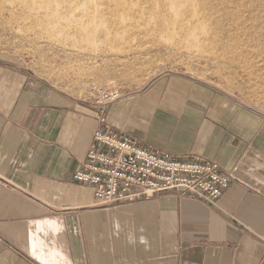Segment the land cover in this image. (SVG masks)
I'll use <instances>...</instances> for the list:
<instances>
[{"label": "crops", "instance_id": "crops-1", "mask_svg": "<svg viewBox=\"0 0 264 264\" xmlns=\"http://www.w3.org/2000/svg\"><path fill=\"white\" fill-rule=\"evenodd\" d=\"M110 129L177 158L215 160V202L175 190L97 204L75 183L89 104L0 77V264H264V117L210 86L163 77L108 110Z\"/></svg>", "mask_w": 264, "mask_h": 264}, {"label": "rangeland", "instance_id": "rangeland-1", "mask_svg": "<svg viewBox=\"0 0 264 264\" xmlns=\"http://www.w3.org/2000/svg\"><path fill=\"white\" fill-rule=\"evenodd\" d=\"M78 1L58 0L47 17L52 0H0V77H32L81 101L91 85L123 97L187 77L264 117V0H201L197 9L182 0L178 17L167 0Z\"/></svg>", "mask_w": 264, "mask_h": 264}, {"label": "built area", "instance_id": "built-area-1", "mask_svg": "<svg viewBox=\"0 0 264 264\" xmlns=\"http://www.w3.org/2000/svg\"><path fill=\"white\" fill-rule=\"evenodd\" d=\"M120 98L111 85H91L86 90L83 101L94 110L96 127L73 181L90 187L97 204L149 198L167 190L207 202L218 200L230 184V175L215 160L177 158L110 129L108 110Z\"/></svg>", "mask_w": 264, "mask_h": 264}, {"label": "bare ground", "instance_id": "bare-ground-1", "mask_svg": "<svg viewBox=\"0 0 264 264\" xmlns=\"http://www.w3.org/2000/svg\"><path fill=\"white\" fill-rule=\"evenodd\" d=\"M23 1H24V0H23ZM79 1H81V0H79ZM79 1H78V3H79ZM92 1H94V0H83V1L81 2L80 6H78V4H77V6L81 9V7H86L87 3H88V2H92ZM165 1H166V0H165ZM167 1H168L169 3L166 2V3H167V4H166L164 1H163V3H165L166 5H168V7H169V9H170V10L168 9V11H169V14H168V15H170L171 12H173V14H176V13H177V10H178L180 7H181V9H182V11H183V6H184V5H182V4H183V1H182V0L180 1V2H182V3H181L182 6H180V3H179V4L177 3V2H179L178 0H167ZM188 1H191V0H188ZM194 1H195V4H194L195 7H194V5L192 4L193 8H196V4H198L197 7H198V6L200 7L201 4H199V3H197V2H199V1H201V0H194ZM12 2H13V0H12ZM29 2H30V1H29ZM185 2H187V0H186ZM185 2H184V3H185ZM192 2H193V1H192ZM192 2H191V3H192ZM14 3H15V2H14ZM49 3H50V1H49ZM92 3H94V2H92ZM188 3H190V2H188ZM193 3H194V2H193ZM11 4H12V3H11ZM96 4H98V3L96 2ZM96 4L94 3V5H96ZM126 4H127V2H126ZM185 4L187 5V3H185ZM58 5H59L58 0H52V7H51V8L48 10V12L46 13L48 16H47L46 14H45V16L49 17L50 15H51V16L56 15V14L58 13ZM92 5H93V4H92ZM117 5H118V4H117ZM188 5H189V4H188ZM48 6H50V4L47 5V7H48ZM190 6H191V5H190ZM190 6H186V7H190ZM156 7H157V6H156ZM166 7H167V6H166ZM178 7H179V8H178ZM48 8H49V7H48ZM86 8H87V7H86ZM184 8H185V7H184ZM205 8H207V7H205ZM46 9H47V8H46ZM77 9H78V8H77ZM83 9H84V8H83ZM83 9H82V10H83ZM88 9H89V8H88ZM94 9H95V8H94ZM181 9H179V10L181 11ZM187 9H188V8H187ZM189 9L191 10L192 8L190 7ZM196 9H197V8H196ZM196 9H195V11H196ZM190 10H188V11L186 10V11L189 12ZM200 10H202V9H200ZM71 11H72V10H71ZM95 11H96V10H95ZM119 11H120V10H119ZM180 11H179V12H180ZM184 11H185V9H184ZM186 11H185V12H186ZM203 11H204V10H203ZM45 12H46V11H45ZM45 12H44V13H45ZM179 12H178L177 14H179ZM192 12H194V9L192 10ZM201 12H202V11H200V14H201ZM204 12H205V11H204ZM167 13H168V12H167ZM180 13H181V12H180ZM190 13H191V12H190ZM194 13H195V12H194ZM67 14H68V13H67ZM177 14H176V15H177ZM195 14H196V13H195ZM195 14H194V15H195ZM198 14H199V13H198ZM202 14H203V13H202ZM204 14H208V12H207V13L205 12ZM59 15L61 16L62 14H59ZM64 15H65V14H63V18H64ZM190 15H191V17H193V16H192L193 14H189V16H190ZM208 15H210V14H208ZM66 16H67V15H66ZM68 16H70V15L68 14ZM68 16H67V18H68ZM172 16H173V15H172ZM197 16H198V15H197ZM205 16H206L207 20H206L205 18H204V19H205L206 21H208V17H207V15H205ZM61 17H62V16H61ZM121 17H122V16H121ZM177 17H178V15H177ZM177 17H176V18H177ZM200 17H203V15H201ZM210 17H211V16H210ZM189 18H190V17H189ZM64 19H65V18H64ZM173 19H174V17H173ZM190 19H191V18H190ZM190 19H189V21H190ZM192 19H193V18H192ZM192 19H191V20H192ZM195 19H197V20H196V21H197L196 23H198V21H200V20H198V17H197V18L195 17ZM200 19H202V18H200ZM205 20H204V23H206ZM172 21H173V20H172ZM193 21H194V20H193ZM193 21H192V23H193V25H194V22H193ZM201 21H203V20H201ZM174 22H175V21H174ZM54 23H55V20H54ZM204 23H202V24H204ZM189 24L192 25L191 22H190ZM206 24H208V23H206ZM206 24H204V25H206ZM186 25H187V24H186ZM200 26H201V24H200ZM182 27H183V26H182ZM184 27H185V26H184ZM195 27H197V26H194V28H195ZM208 27H209V26H208ZM84 28H85V27H84ZM189 28H190V27H189ZM194 28H192V30H194ZM202 28H204V27L202 26ZM85 29H87V28H85ZM186 29H187V28H186ZM199 29H201V27L199 28V26H198L197 28H195V32H196V30H197V33H198V32L200 31ZM205 29H206V28H205ZM202 31H203V29H202ZM204 31H205V30H204ZM190 33H191V32H190ZM201 33H203V32H201ZM191 35H192V34H191ZM193 35H195V34H193ZM188 36H189V35H188ZM196 39H197V37H196ZM92 40H95V39L92 38ZM93 43H94V42H93Z\"/></svg>", "mask_w": 264, "mask_h": 264}]
</instances>
